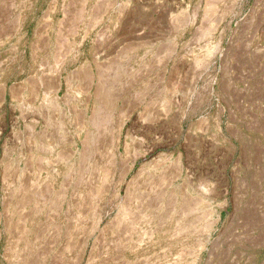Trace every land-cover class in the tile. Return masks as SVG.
<instances>
[{
  "label": "rangeland",
  "instance_id": "374dc122",
  "mask_svg": "<svg viewBox=\"0 0 264 264\" xmlns=\"http://www.w3.org/2000/svg\"><path fill=\"white\" fill-rule=\"evenodd\" d=\"M0 264H264V0H0Z\"/></svg>",
  "mask_w": 264,
  "mask_h": 264
},
{
  "label": "bare ground",
  "instance_id": "6f19581e",
  "mask_svg": "<svg viewBox=\"0 0 264 264\" xmlns=\"http://www.w3.org/2000/svg\"><path fill=\"white\" fill-rule=\"evenodd\" d=\"M175 256V255H174Z\"/></svg>",
  "mask_w": 264,
  "mask_h": 264
}]
</instances>
